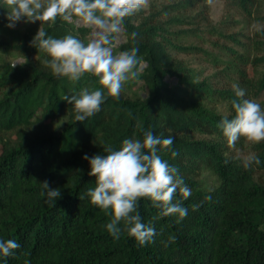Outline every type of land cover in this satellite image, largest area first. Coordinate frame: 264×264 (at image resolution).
Masks as SVG:
<instances>
[{"label":"trees","instance_id":"16d2710c","mask_svg":"<svg viewBox=\"0 0 264 264\" xmlns=\"http://www.w3.org/2000/svg\"><path fill=\"white\" fill-rule=\"evenodd\" d=\"M191 1L162 10L140 9L125 18L126 38L118 51L138 47L139 76L147 93L128 97L121 92L117 99L105 90L101 110L76 122L63 95L103 86L88 73L76 83L54 76L41 63L45 53L31 43L40 22L26 23L24 32L11 30L6 26L8 5L0 0V53L30 59L10 67V76L0 82V238L21 244L15 255L5 258L7 264L26 260L31 264H264V185L257 181V174L264 171V141L252 146L262 163L245 169L236 151L246 139L229 146L218 127L224 115H234L233 84L264 104V73L257 78L251 75L264 67V30L252 38L225 35L234 47L217 44L225 62L221 65L214 58L216 72L200 78L203 74L180 58L203 53L184 42L195 30H184L183 18L164 19L172 13L184 15ZM211 1L195 0L193 5ZM222 1L244 17L257 14L263 2ZM203 19L207 21V16ZM43 23L48 35L71 33L85 43L91 33L90 28L59 17ZM132 32L137 34L134 39ZM149 128L156 135L175 136L178 156L173 158L168 151L161 155L179 169L192 193L187 199L179 190L174 194V201L188 208L179 223L174 215L153 221L160 209L148 198L140 200L143 221L153 222L157 230L154 241L141 246L127 231L114 239L104 228L110 217L88 196H79L95 186L84 153L102 152L103 144L118 149L124 138L142 139L143 129ZM204 169L217 177L216 188L201 185ZM43 180L59 187L61 197L46 202L41 195ZM209 195L210 200L205 198ZM170 236L175 240L169 242Z\"/></svg>","mask_w":264,"mask_h":264},{"label":"clouds","instance_id":"9594fccd","mask_svg":"<svg viewBox=\"0 0 264 264\" xmlns=\"http://www.w3.org/2000/svg\"><path fill=\"white\" fill-rule=\"evenodd\" d=\"M9 28L18 23H36L39 27L32 38L45 53L41 63L57 77H66L69 81L79 82L86 73L98 78L103 88H82L77 94L65 93L62 100L72 106L77 122H83L101 110L108 96L120 98L124 84L138 78L142 61L138 57V47L114 51L121 38H126L125 18L132 17L147 0H5ZM92 29L91 38L85 43L79 35L67 33L57 37L48 35L43 22H55L57 18ZM136 33L132 32L134 39ZM19 63H28L27 57ZM235 98L231 101L234 115H224L218 127L222 130L229 146H235L241 137L252 143L264 141V106L255 99L246 96V90L233 84ZM174 135H156L153 130L143 129V138H124L117 149L111 144H103L102 152L93 155L84 153L82 159L88 161V175L95 178V186L88 187L84 196L104 211L110 219L104 228L114 238L119 239L122 231H127L139 245L152 243L157 234L153 222L145 223L139 212L142 198L151 200L159 208L158 216L174 215L179 223L188 215V208L180 201H174L179 190L183 199H187L192 189L185 184L179 169L164 159L161 152L168 151L171 157L178 156L173 147ZM103 153V154H102ZM243 167L249 169L262 163L260 157L250 153L242 158ZM42 196L46 202L55 201L62 193L59 187H51L48 180L40 182ZM211 199V196L205 197ZM198 207V205H193ZM175 236L169 237V242ZM21 244L15 239L0 238V264H7L5 258L15 255L14 250ZM24 264H31L25 261Z\"/></svg>","mask_w":264,"mask_h":264},{"label":"rangeland","instance_id":"374dc122","mask_svg":"<svg viewBox=\"0 0 264 264\" xmlns=\"http://www.w3.org/2000/svg\"><path fill=\"white\" fill-rule=\"evenodd\" d=\"M180 1L182 0H147L146 4L141 8V10L147 11L151 10L152 8L162 10L164 6L178 4ZM194 2L195 0L191 1L192 6H190V8L185 11L184 15L172 13L169 15V17L167 16L164 19L168 20L171 18H183L186 23L182 28L184 30H188L189 33L193 32L192 30H195L194 33H190V36L186 37L184 42L185 44L200 47L203 49V53L180 58L185 60L191 69L195 70L196 72H200V74L202 73L203 76H200V78H205L216 72V69H214L212 65L214 58L219 63H221V65L225 62L223 61L224 56L221 52L222 49L216 45L224 43L225 46L234 47L231 43L227 42V40L224 38L225 35L236 34L240 39H244V37L252 38L256 31L264 30V0L260 10L253 17H244L237 11H230V8H228V6L222 0H212L209 3H203V5H193ZM204 10H207V14ZM204 16H207V21H204ZM199 22L200 25L198 24ZM72 23L76 24L75 18L73 19ZM10 29L13 31L20 30L24 32L27 30V24L20 22L16 27ZM91 34L92 29L88 36V40L91 38ZM124 41L125 38H121L119 40L114 49L115 52H119L118 48ZM251 53L254 55L257 52L253 50ZM24 59L25 57L22 54L0 53V82L10 76V67H13V64L17 60L23 61ZM27 60L29 61L30 59L27 58ZM17 65L20 64L17 63L16 66ZM263 73L264 67H259L258 71L256 73H251V75H255V78H257ZM121 92L128 97H138L145 96L147 90L144 82L141 80L140 76H138V78L126 82ZM262 106H264V104H262ZM254 144L255 143L246 141L243 147L236 151L237 156L243 158L244 156L252 153V146ZM199 180L203 188L206 189L216 188L218 185L217 177L209 169H204L202 171ZM257 181L264 185V171L257 174Z\"/></svg>","mask_w":264,"mask_h":264}]
</instances>
